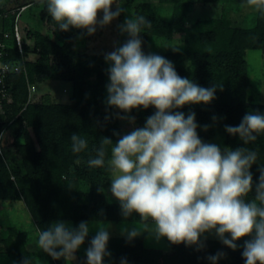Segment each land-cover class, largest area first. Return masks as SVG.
<instances>
[{"label":"clouds","instance_id":"clouds-1","mask_svg":"<svg viewBox=\"0 0 264 264\" xmlns=\"http://www.w3.org/2000/svg\"><path fill=\"white\" fill-rule=\"evenodd\" d=\"M249 5L264 6V0H247ZM115 4V10L113 5ZM46 11L62 32L70 29L94 35L118 19L127 10L120 0H45ZM152 24L143 15L130 14L118 25L127 40L104 54L108 108L124 115L116 118L135 125L131 112L155 109L142 127H134L118 139L101 137L100 146L88 166L110 172V193L120 206L124 220L139 216L134 226L122 227L121 234L130 242L147 233L159 241L166 238L173 245L204 247L202 238L215 235L226 247L236 250L244 240L245 264H264V167L254 184L251 168L257 152L246 147L221 148L203 141L197 129L195 112L179 111L186 105L210 104L216 99L217 86L205 88L181 77L165 57L145 53L142 30ZM178 51V48L174 49ZM222 90V87H220ZM109 117L106 116L105 120ZM213 125H203L206 132ZM225 131L238 136L245 145L264 133V113H247L238 126L225 125ZM71 150L80 153L88 142L73 133ZM108 146H111L110 149ZM107 158V159H106ZM254 198L246 199L249 193ZM109 226H98L86 250L87 264H104L109 257ZM89 234V224L82 221L75 228L64 221L51 224L38 233L37 246L54 260L75 259V253ZM225 254L209 256L211 264ZM24 264H29L28 260ZM121 264H126L122 260Z\"/></svg>","mask_w":264,"mask_h":264},{"label":"trees","instance_id":"trees-1","mask_svg":"<svg viewBox=\"0 0 264 264\" xmlns=\"http://www.w3.org/2000/svg\"><path fill=\"white\" fill-rule=\"evenodd\" d=\"M194 2L248 4L247 0H194ZM159 3L170 5L171 14L167 19L160 16L148 3H140L135 7V15L145 16L152 24L151 28L142 30L143 51L147 53L148 36H156L158 38L156 54L171 61L181 77L189 78L205 88L216 84L218 87L216 99L210 104L186 105L179 111H183L185 115L195 112L196 122L201 126L197 131L203 141L209 143L217 141L221 148L246 147L256 151L257 161L251 168L255 184L260 175L259 169L264 167V133L258 134L254 142L245 145L238 136L226 133L225 125L238 126L249 112L264 113V104L249 101V73L246 60L248 50L264 52V6L255 5L257 11L254 26L243 28L233 27L225 16L200 19L186 26V15L190 6L195 3L186 0H159ZM3 14V8L0 6L1 28L12 29L15 17L9 18ZM40 18L46 24L58 27L48 15L46 5L42 8ZM73 30L70 29L68 32L59 30V34L70 43ZM175 33H183V43L178 51L171 48ZM32 35L35 39L33 48L38 50L40 58L25 65L31 81L37 75L48 76L52 67L51 54L68 52L67 43L57 45L38 33ZM27 37L25 34L26 39ZM24 49L27 52L26 44ZM97 60L100 61V65L102 56H79L71 71L68 70L69 79L74 84L73 98L69 104L29 103L21 116L9 125V128L13 129L25 120L35 140L25 128L17 131L13 144L22 165L16 170L11 169L0 152V200L22 198L39 231L46 230L55 219H69L75 228L74 224L80 219L110 221L122 216L120 206L109 203L103 191L107 176L110 175L107 164L103 168H92L87 163L90 158L95 157L101 137L111 138L115 143L118 137L113 133L119 132L118 119L113 108L106 107L102 110L95 103L85 101V80L93 71L98 72ZM11 83L12 92L8 100L11 110L9 118L17 114L27 99L24 75L22 73L13 75ZM145 111L153 114L155 109L149 108ZM106 116L109 117L108 120H105ZM213 116L218 118V122L205 132L202 126L213 125ZM73 133L88 142V147L80 153L71 150L70 137ZM108 147L110 149L111 146ZM73 160L83 161L85 164L69 174V166ZM67 177H72L73 191L70 196L74 203L64 207L62 198L69 191L65 190ZM253 198L254 191L249 193L246 199ZM94 236L88 235L84 243L90 245ZM16 238L9 237L6 242L4 241L5 245L18 249L20 246L16 244ZM202 242L204 247L200 250L195 246L186 247L184 244L170 243V251L163 252L145 248L138 238L129 242L124 235L110 237L107 248L111 253L110 264H121L122 260L126 261V264H211L208 257L218 252L225 255L217 264H232L227 263L225 259L229 248L220 240L202 239ZM48 257L51 264H66L65 258L54 260L51 256ZM20 259L24 263L27 257ZM27 260L32 264L29 259ZM233 262L245 264L243 257L235 256Z\"/></svg>","mask_w":264,"mask_h":264},{"label":"rangeland","instance_id":"rangeland-1","mask_svg":"<svg viewBox=\"0 0 264 264\" xmlns=\"http://www.w3.org/2000/svg\"><path fill=\"white\" fill-rule=\"evenodd\" d=\"M120 0L122 6L127 10L122 13L121 16L112 21V23L103 29L98 28L94 35H83V38H78L81 35V31L74 29L71 33L70 43L66 42L65 38L59 34L57 26L49 25L43 22L40 18L42 8L45 7V0H0V6L3 8V16L18 17V25L26 35H28L27 46L28 50L25 52L28 62H35L40 58L38 50L33 48L35 44L34 36L32 34L38 33L46 37L49 41L56 43L57 45H67L68 52H59L57 54H51L50 63L52 64L51 70L48 76H35L31 81L29 78H25L27 99L25 104L12 118L10 104H7V109L4 113L0 114V152L3 153L6 163L12 170H16L21 167V159L16 152V147L13 144L16 133L20 129H27L30 136L35 140L31 128L28 127L26 121H22L17 124L13 129L9 128V125L14 119L21 116L22 111L29 103H50V104H69L73 98V81L70 80L68 70L71 71L77 57L79 56H102V63L99 65L97 60L98 72L93 71L85 80V101L95 103L104 110L107 105L105 103L107 98L106 85L109 83L106 69L109 65L104 60V54L114 50V47L122 45L127 40L126 34H121L118 29V25L122 24L125 17L133 14L135 15V7L140 3H148L154 7L156 12L163 18L170 17V5L160 4L159 0ZM193 2L190 6L185 19V25L188 26L197 20H205L211 18H218L221 16L227 17L233 27H252L255 24V17L257 7L249 4H236L233 2H218L208 4H198L194 0H186ZM132 3V4H131ZM115 4L113 10H115ZM0 15V28H1ZM30 33V34H29ZM30 35V37H29ZM183 43V33H175L171 42L172 50L179 48ZM158 38L153 35H149L146 42L147 53H157ZM146 53V54H147ZM246 60L248 63L249 73V86H248V98L249 101L254 103L264 104V52L261 50H248L246 52ZM187 68V67H186ZM28 77V76H27ZM29 83V86H28ZM116 115H124L120 113L118 109H114ZM135 117V125L129 124L127 121L118 119V127L121 135L131 131L134 127H142L145 119L152 115L147 113L144 109L133 110L130 114ZM210 143L217 144V141H211ZM37 147V144H35ZM85 163L79 160H73L70 163L68 173H73L76 169L83 166ZM64 178V177H63ZM72 177L65 179V190H69L62 198L64 207L68 204H73L74 200H71L70 193L73 191ZM105 186L103 188L107 201L114 205H119L118 201L112 197L110 189V175L107 176ZM64 221L71 227H73L71 220L69 219H55L51 224ZM87 221L89 224V234L95 235L98 226H109L108 230L110 237L124 236L121 234V229L124 226L131 228L134 226V222L139 221V216L133 214L127 220H124L122 216L115 220H77L74 227H77L80 222ZM39 229L33 221V218L26 207L24 200H0V264H24L21 261V257H27L32 264H51L48 254L44 253L37 246ZM9 237H17L16 244H19L18 249H12L5 245L4 241ZM205 241L219 240L215 235L206 234ZM141 240L142 245L148 249H157L163 252L170 251V242L166 238H162L156 241L147 233L137 237ZM246 237L237 242L238 247L236 250L229 248V252L226 254L225 259L227 263H232L235 256L242 257L243 244ZM14 244L13 247L16 246ZM90 245L83 244L75 253V259L65 258L66 264H87L86 250ZM21 251H18L20 250ZM104 264H110L109 257L104 258Z\"/></svg>","mask_w":264,"mask_h":264},{"label":"built area","instance_id":"built-area-1","mask_svg":"<svg viewBox=\"0 0 264 264\" xmlns=\"http://www.w3.org/2000/svg\"><path fill=\"white\" fill-rule=\"evenodd\" d=\"M25 44L27 39L18 25V17L15 18L12 29L0 28V114L7 109L12 92V76L22 73L27 81Z\"/></svg>","mask_w":264,"mask_h":264}]
</instances>
